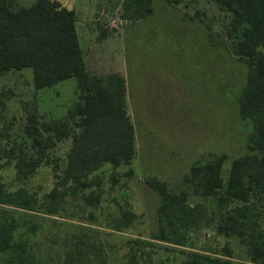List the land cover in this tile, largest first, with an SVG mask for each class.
I'll use <instances>...</instances> for the list:
<instances>
[{"label": "rangeland", "instance_id": "obj_1", "mask_svg": "<svg viewBox=\"0 0 264 264\" xmlns=\"http://www.w3.org/2000/svg\"><path fill=\"white\" fill-rule=\"evenodd\" d=\"M9 1L19 8L37 0ZM52 1L74 10L88 72L103 78L124 75L136 156L129 164L105 165L90 176L100 179V188L91 189L101 195L99 206L85 203L90 189H77L63 198L55 216L42 214V206L51 204L47 195L60 181L69 140L52 154L59 165L55 171L42 166L21 179L13 165L2 167L0 184L6 191L22 189L36 200L37 212L0 206V220L17 224L15 241L26 242L22 264H129L133 255L138 264H178L190 251L221 254L225 247L234 261L245 262L243 240L218 234L216 225L238 208L248 217L249 230L264 241V196L254 191L246 203L223 202L222 190L200 197L185 181L193 165L221 155L226 156L221 170L226 179L231 163L247 153L249 123L238 115L247 68L232 55L230 16L206 0H153L151 15L139 20L125 8L126 0ZM76 90L75 79L35 90L30 70L0 77V92L8 97L0 119V164L8 162L14 144L16 155L32 156L23 134L28 114L42 121L63 118L78 101ZM154 179L171 194H185L188 205L205 207L208 226L181 230L182 247L151 239L160 206L159 194L148 184ZM130 213L134 218L124 227ZM8 257L0 252V264H19Z\"/></svg>", "mask_w": 264, "mask_h": 264}, {"label": "trees", "instance_id": "obj_2", "mask_svg": "<svg viewBox=\"0 0 264 264\" xmlns=\"http://www.w3.org/2000/svg\"><path fill=\"white\" fill-rule=\"evenodd\" d=\"M152 1L126 0L125 8L139 20L151 15ZM206 1L230 16L227 36L234 39L232 55L247 68L238 96V115L249 123L247 153L231 163L226 179L221 176L226 156L221 155L193 165L185 181L196 196L209 197L222 190L223 202L246 203L254 191L264 196V0ZM23 70H30L35 90L52 88L68 79L76 81L78 101L63 118L42 121L35 113L28 114L23 134L34 154L26 157L20 151L16 155L14 144L8 162L0 164V169L13 165L21 179H27L42 166H53L55 171L59 165L57 158L51 160L52 154L59 144L69 140L60 181L47 195L51 204L42 206V214L55 216L66 195H73L77 189L85 192L94 186L100 188V179L90 176L103 166L117 169L135 159V130L127 110L125 81L117 74L103 78L88 72L74 10L52 0H37L19 8L9 0H0V77ZM7 100L6 93L0 92V119L7 109ZM73 182L75 186L71 188ZM148 184L160 196L158 230L152 240L182 247L181 230L208 226L204 205H188L185 194L169 193L158 180ZM61 187L66 188L64 192ZM84 201L89 206H99L101 195L91 190ZM35 205V198L26 191L8 192L0 184V206L4 209L37 212ZM126 217L124 227L134 218L131 213ZM247 220L244 211L234 208L216 225L218 234L243 240L245 262L234 261L231 250L225 247L221 254L190 251L178 264H264V241L249 230ZM16 227L14 220H0V252L8 254L7 261L15 258L22 264L27 245L15 241ZM120 229L115 228L119 232ZM129 264H138L136 256H131Z\"/></svg>", "mask_w": 264, "mask_h": 264}, {"label": "crops", "instance_id": "obj_3", "mask_svg": "<svg viewBox=\"0 0 264 264\" xmlns=\"http://www.w3.org/2000/svg\"><path fill=\"white\" fill-rule=\"evenodd\" d=\"M76 30H77V25H76ZM77 35H78V31H77ZM78 39H79V36H78ZM79 44H80V47H81V43H80V40H79ZM81 50H82V47H81ZM82 53H83V50H82ZM83 57H84V62H85V65H86V60H85V56H84V53H83ZM86 68H87V65H86ZM88 70V69H87ZM113 74H117L119 75L120 77H122L124 79V75L120 72H115ZM126 88V86H125ZM126 103H127V94H126Z\"/></svg>", "mask_w": 264, "mask_h": 264}]
</instances>
